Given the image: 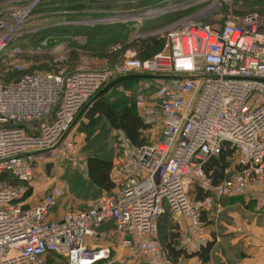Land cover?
Instances as JSON below:
<instances>
[{"label":"built area","instance_id":"built-area-1","mask_svg":"<svg viewBox=\"0 0 264 264\" xmlns=\"http://www.w3.org/2000/svg\"><path fill=\"white\" fill-rule=\"evenodd\" d=\"M10 2L0 0V61L24 73L0 82V264H114L121 253L125 264H176L157 237L162 215H171L178 249L193 254L211 240L204 215L224 198L260 193L264 202V13L177 26L153 56L126 55L114 69L26 73L15 38L37 1L22 10ZM133 74L146 80L136 108L157 139L135 145L119 131L115 188L92 207L55 217L58 186L25 206L20 186L44 158L77 165L75 120L104 85ZM226 147L228 177L214 184L204 165ZM196 187L209 195L192 198ZM113 234L115 244H99Z\"/></svg>","mask_w":264,"mask_h":264},{"label":"rangeland","instance_id":"rangeland-1","mask_svg":"<svg viewBox=\"0 0 264 264\" xmlns=\"http://www.w3.org/2000/svg\"><path fill=\"white\" fill-rule=\"evenodd\" d=\"M10 1L9 6L18 10L31 7L30 4L37 1L15 38V43L22 48L20 60L26 66V73L60 70L70 73L79 67L114 69L126 55H135L143 60L149 58L162 48L167 32L177 26L198 22L219 25L232 15L264 13V0ZM22 73L13 67L10 59H1V83L12 84ZM115 80L104 85L102 98L118 110L130 106L136 112V96L146 80L135 74ZM86 112L78 116L68 133L79 158L78 164L74 165L70 160L44 158L32 183L20 186L27 187L23 194L25 206L34 205L54 186L64 192L54 209L55 217L68 210L87 209L97 203L101 195L87 178V160L89 156L107 159L111 156L113 159L118 152L121 130L112 128L102 116L85 119ZM158 135L159 131L155 130L144 138L146 142H153ZM198 189L191 191L192 198H196ZM232 203L234 201L228 200L226 205L209 213L207 225L210 236L235 224L238 207ZM105 228L114 230L115 226L106 223ZM107 236L102 242L107 246L115 244V235Z\"/></svg>","mask_w":264,"mask_h":264},{"label":"trees","instance_id":"trees-1","mask_svg":"<svg viewBox=\"0 0 264 264\" xmlns=\"http://www.w3.org/2000/svg\"><path fill=\"white\" fill-rule=\"evenodd\" d=\"M156 52H154L153 54H155ZM121 60H119L117 63H119ZM115 81L116 80H114L113 82ZM102 89L98 91V93L94 97L91 107L87 109L86 116L89 118V120L95 119L96 116H102L108 120L112 128L122 130L135 145H141L145 143L146 140L144 137H147L145 131H147L148 127L143 123L142 119L137 114V111L135 112L130 106H125L121 110L112 107L107 101L102 98V93H105V91L101 93ZM230 155L231 151L228 147H226L222 150L219 156L209 159L205 163V171L211 177L214 184H217L228 177V175L225 174V168L229 164ZM112 168L113 165L111 156L108 159L99 156L88 157L87 178L91 183V186L94 187L100 195L104 191L111 192L115 188V183L112 180L111 176ZM4 177L9 178L13 184H19V181L15 178L13 179V177L8 173L4 174ZM20 184H22V182H20ZM197 191L198 195L196 196V199L205 198L209 195V193L204 192L201 189H198ZM169 217L170 214L168 212L161 216L159 220L157 237L161 245L167 249L170 258L174 262H177L181 257H198L204 263L210 261L211 252L215 245V240L211 239L207 243V245L204 246L199 252L187 254L184 251L178 249L177 241L179 234L178 231H176V226L174 225V223L169 220ZM168 221H170V224L166 225Z\"/></svg>","mask_w":264,"mask_h":264},{"label":"crops","instance_id":"crops-1","mask_svg":"<svg viewBox=\"0 0 264 264\" xmlns=\"http://www.w3.org/2000/svg\"><path fill=\"white\" fill-rule=\"evenodd\" d=\"M86 115L84 118L89 120ZM228 200L234 201L232 206L238 207L235 217L237 220L229 229L218 231L216 234L212 233V236L209 233L210 227L207 225L209 236L215 240V245L210 261L203 262V264H264V202L262 195L255 193L250 198L245 196L227 197L222 200L223 205H226ZM242 205H244L243 210H241ZM208 215L210 214L204 215L207 224H209ZM169 220L172 222L171 215ZM170 221L166 225H169ZM222 239H224V244L220 248ZM99 244L106 245L102 241H99ZM117 255L114 264H125L126 258L120 254ZM199 261L198 257H181L175 263L196 264Z\"/></svg>","mask_w":264,"mask_h":264}]
</instances>
